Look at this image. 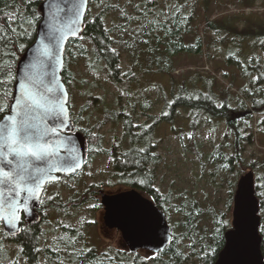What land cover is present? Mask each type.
Masks as SVG:
<instances>
[{"label":"trees","instance_id":"1","mask_svg":"<svg viewBox=\"0 0 264 264\" xmlns=\"http://www.w3.org/2000/svg\"><path fill=\"white\" fill-rule=\"evenodd\" d=\"M42 1L0 0V81H4L0 84V104L4 105L0 117L7 112L12 99L17 63L25 49L34 41L41 18ZM199 2L200 0H88L83 31L79 38L70 39L66 44L62 80L69 93L71 120L75 130L85 139V165L93 155L92 149L101 148V136L94 143L90 132L94 125L87 128V114L80 116V111L87 112L84 111L86 105L81 107L79 113L71 109L73 93L70 86L76 82L71 66H76L82 60L93 59V63H89L90 67H101L106 77L127 94L126 100H148L143 93H136V97H133L126 90L149 73H170L178 55H201L204 48L209 47L202 28L212 30L214 35L219 36L218 44L226 45L227 63L234 66L238 76L246 81V86L241 89L243 97L236 98L238 105L233 108L227 96L217 93L214 78L191 74L188 80L180 84L179 92L172 96L171 105L189 111L193 130L198 128L200 118L204 116L225 122L233 143L215 146L208 154V160L214 167V174L227 179L229 206L238 182L237 176L245 168L242 165V143L245 140L252 143L251 136L245 134L251 126L248 122L251 116L245 102L251 103L252 112L264 113V26L259 25L256 30L247 32L234 26L220 25L208 17H201ZM223 31L228 35L234 33L240 36V41L244 36L252 34L254 49L249 54L242 51L240 42L221 34ZM219 98L220 104L217 101ZM86 100H98V105L104 99L89 95ZM115 100H122V95L115 96ZM144 112V108L139 115L134 112L124 113L119 108H106L104 116L111 122H121L123 132L111 148L103 152L112 159L111 180L120 184L122 189L136 188L141 191L165 213L172 230L170 243L158 253H150L148 256L142 255L140 251L130 253L126 248H97L86 246V230L92 223H87L86 227L82 224L75 225L71 221L52 223L49 220L50 212L65 215L69 207L77 208L88 200L95 202L93 210L101 208L98 200L100 185L74 192L81 197L61 201L56 194L51 200L44 201L43 195L48 186L80 176V169L71 175H61L56 182L45 185L37 207L39 222L22 221L20 232L16 235H8L0 224V264L214 263L224 244V233L231 227L228 214L216 212L213 205L202 207L194 197H188L174 206L169 194H161L155 189L161 158L155 152V140H152L149 129L136 123V117ZM234 166L240 169L235 170ZM259 167L263 169L264 164L259 166L253 163L247 168L253 174L255 195L259 200V233L264 258V173L257 175ZM171 210L178 214V219L173 223L170 220ZM42 226L49 228L44 230ZM176 229L179 230L178 233ZM50 231L52 236L48 238ZM11 246L18 248L15 257L10 256Z\"/></svg>","mask_w":264,"mask_h":264},{"label":"rangeland","instance_id":"2","mask_svg":"<svg viewBox=\"0 0 264 264\" xmlns=\"http://www.w3.org/2000/svg\"><path fill=\"white\" fill-rule=\"evenodd\" d=\"M198 8L201 17H208L220 25L234 26L238 30L244 29L247 32H252L259 25L264 26V0H200ZM202 32L205 35V40L209 41V47L204 48L201 55H178L174 59V68L170 73H149L140 77L128 89L126 88L129 95L136 97V93H143L148 100H126L127 94L106 77L101 67H90L93 59L82 60L76 66H71L76 80L70 86L73 93L71 109L79 113L81 107L86 105L84 111L87 112L80 111V116L87 114L88 124L86 127L90 128L91 125H94L90 130L91 136L94 143L95 139L101 136V148L94 147L92 149L93 155L83 166L80 176L48 186L43 195L44 201L51 200L56 194L61 201L81 197L78 194L75 195L74 192L83 191L92 185H100V190L108 193L125 190L120 184L111 180L113 175L112 159L103 152L105 149H110L122 135V123L109 121L104 116V110L119 108L124 113L134 112L139 115L144 108L145 112L138 118L136 117V123L143 124L145 128L149 129L152 140H155V152L161 158L156 173L155 189L161 194H169L174 206L188 197L199 200L202 207L213 205L216 212L223 211L228 214L231 224L233 200L228 206L227 179L222 178L220 174H214V167L209 163L208 154L215 146L233 143L232 135L228 133L225 122H218L207 116L201 117L198 128L193 130L191 129L189 111L171 105L172 96L179 92L180 84L184 80H188L191 74L214 78L217 93L220 96H227L230 99L228 100L229 104L233 108L238 105L236 98L243 97L241 89L246 86V81L238 76L234 66L227 63L226 45L218 44L219 36L214 35L212 30L202 28ZM223 33L228 35L224 31L221 32V34ZM209 37H213L215 41ZM228 37L239 41L242 51L248 54L254 49L252 34L244 36L242 41H240V36L234 33L229 34ZM89 95L92 98L102 97L104 100L97 105L98 100H86ZM117 95H122V100H115ZM217 101L219 104L221 103L220 98ZM245 104L251 116L248 120L251 126L245 134L251 136L252 143L249 144L247 140L242 143L244 149L242 165L245 168L238 174L237 180L250 171L247 168L250 164L255 163L259 166L264 164V113L252 112L251 103L246 101ZM227 150L229 151V149ZM237 169L240 168L236 167L235 170ZM263 173L264 168L259 167L257 175L261 176ZM98 200L100 203V196H98ZM94 207L95 202L88 200L77 208L69 207L65 215L50 212L49 220L52 223L71 221L75 225L82 224L85 227L87 223H92L86 230V246L127 249L120 233L104 226L102 206L96 210H93ZM177 219L178 214L171 210V222L173 223ZM42 228L47 230L49 226H42ZM50 229L52 230V228ZM176 232L178 233L179 230L176 229ZM47 236L48 238L52 236L51 231ZM17 251L16 246H11L10 256L15 257ZM140 252L145 256L150 255V252L146 250H140ZM195 264L198 262L195 261Z\"/></svg>","mask_w":264,"mask_h":264},{"label":"water","instance_id":"3","mask_svg":"<svg viewBox=\"0 0 264 264\" xmlns=\"http://www.w3.org/2000/svg\"><path fill=\"white\" fill-rule=\"evenodd\" d=\"M87 7L88 0H43L34 41L17 63L12 99L0 121L17 112V101L24 94V100L33 105L26 118L38 131H47V138L40 141L46 150V162L41 165L37 183L26 186L30 191L21 184L17 189L19 195H14L0 183V224L8 235L18 234L22 221H40L37 207L47 183L56 182L61 175H71L84 166L85 139L71 120L62 70L66 44L80 37ZM3 167L0 157V168ZM253 178L248 171L238 179L231 227L224 233V244L213 264H264L259 200ZM99 196L104 226L120 233L130 253L139 250L158 253L170 243L172 230L165 213L141 191L136 188L115 193L101 190Z\"/></svg>","mask_w":264,"mask_h":264},{"label":"snow or ice","instance_id":"4","mask_svg":"<svg viewBox=\"0 0 264 264\" xmlns=\"http://www.w3.org/2000/svg\"><path fill=\"white\" fill-rule=\"evenodd\" d=\"M2 83L4 81H0ZM17 106L15 114L0 121V157L4 165L0 168V183H4L14 195H19L17 189L21 184L30 191L26 186L37 183L41 165L46 162V150L40 141L47 138L46 130L38 131L26 118L33 105L24 100V94L17 101ZM0 111H4L3 104H0ZM9 155L11 159H8Z\"/></svg>","mask_w":264,"mask_h":264},{"label":"flooded vegetation","instance_id":"5","mask_svg":"<svg viewBox=\"0 0 264 264\" xmlns=\"http://www.w3.org/2000/svg\"><path fill=\"white\" fill-rule=\"evenodd\" d=\"M145 251V250H144Z\"/></svg>","mask_w":264,"mask_h":264}]
</instances>
